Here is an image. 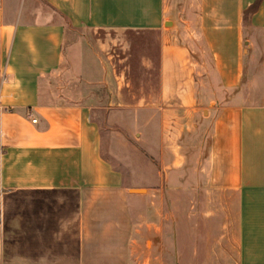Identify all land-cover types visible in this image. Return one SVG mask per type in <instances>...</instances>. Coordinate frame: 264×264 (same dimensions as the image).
<instances>
[{"label":"crops","instance_id":"obj_1","mask_svg":"<svg viewBox=\"0 0 264 264\" xmlns=\"http://www.w3.org/2000/svg\"><path fill=\"white\" fill-rule=\"evenodd\" d=\"M83 28L159 38L176 108L150 185L125 183L91 106L55 88ZM158 257L264 264V0H0V264Z\"/></svg>","mask_w":264,"mask_h":264},{"label":"rangeland","instance_id":"obj_2","mask_svg":"<svg viewBox=\"0 0 264 264\" xmlns=\"http://www.w3.org/2000/svg\"><path fill=\"white\" fill-rule=\"evenodd\" d=\"M158 45L159 38L131 31L83 28L72 36L68 31L60 81L54 82L57 92L61 89L70 99L85 100L91 106L102 152L130 185L151 184L149 178L158 168L157 142L164 136L159 113L164 107L176 108L158 100ZM212 107L207 102L188 106L199 112ZM140 244L141 255H146L144 240ZM173 260L158 257L151 264H173Z\"/></svg>","mask_w":264,"mask_h":264},{"label":"trees","instance_id":"obj_3","mask_svg":"<svg viewBox=\"0 0 264 264\" xmlns=\"http://www.w3.org/2000/svg\"><path fill=\"white\" fill-rule=\"evenodd\" d=\"M258 2V1H257ZM256 7V4L253 5L251 8L247 9L245 12H244V19H246L247 17V14L252 11L254 8Z\"/></svg>","mask_w":264,"mask_h":264},{"label":"built area","instance_id":"obj_4","mask_svg":"<svg viewBox=\"0 0 264 264\" xmlns=\"http://www.w3.org/2000/svg\"><path fill=\"white\" fill-rule=\"evenodd\" d=\"M37 119H33V121H36Z\"/></svg>","mask_w":264,"mask_h":264}]
</instances>
